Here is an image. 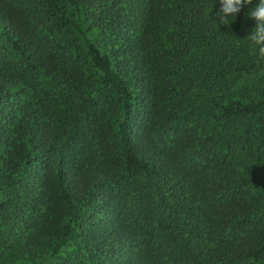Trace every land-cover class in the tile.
<instances>
[{"label":"trees","instance_id":"1","mask_svg":"<svg viewBox=\"0 0 264 264\" xmlns=\"http://www.w3.org/2000/svg\"><path fill=\"white\" fill-rule=\"evenodd\" d=\"M257 3L0 0V264H264Z\"/></svg>","mask_w":264,"mask_h":264},{"label":"clouds","instance_id":"2","mask_svg":"<svg viewBox=\"0 0 264 264\" xmlns=\"http://www.w3.org/2000/svg\"><path fill=\"white\" fill-rule=\"evenodd\" d=\"M252 0H219L221 8L216 15L221 23H229L226 16L235 18L243 5L251 4ZM248 16L256 21L251 34L246 37L252 46V51L264 59V0H258L256 6L248 12Z\"/></svg>","mask_w":264,"mask_h":264},{"label":"rangeland","instance_id":"3","mask_svg":"<svg viewBox=\"0 0 264 264\" xmlns=\"http://www.w3.org/2000/svg\"><path fill=\"white\" fill-rule=\"evenodd\" d=\"M98 33L96 32L93 36L97 35Z\"/></svg>","mask_w":264,"mask_h":264}]
</instances>
